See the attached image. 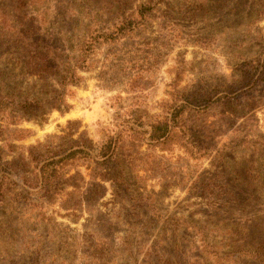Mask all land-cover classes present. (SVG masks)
I'll list each match as a JSON object with an SVG mask.
<instances>
[{"label": "rangeland", "instance_id": "rangeland-1", "mask_svg": "<svg viewBox=\"0 0 264 264\" xmlns=\"http://www.w3.org/2000/svg\"><path fill=\"white\" fill-rule=\"evenodd\" d=\"M8 126L0 264H264V0H0ZM82 133L117 141L126 187L97 160L20 170Z\"/></svg>", "mask_w": 264, "mask_h": 264}, {"label": "trees", "instance_id": "trees-1", "mask_svg": "<svg viewBox=\"0 0 264 264\" xmlns=\"http://www.w3.org/2000/svg\"><path fill=\"white\" fill-rule=\"evenodd\" d=\"M134 25V22L128 21L125 23V26H127V29L129 31L132 30V26ZM71 83H76L75 80L72 78ZM200 98L196 97L193 102L194 105L197 107H205L207 102H203V100H199ZM60 98H53L51 101H57L60 102ZM6 101L4 104L9 103L10 107L14 109V112H21V111H29L33 108H42L44 107V102L38 101V100H29V98L22 99V100H16L14 98H6ZM56 103V102H54ZM57 104V103H56ZM51 105V104H50ZM53 105V104H52ZM185 106H181V109H184ZM203 107V108H204ZM182 111H176L171 116V122H175L176 118L181 114ZM12 115V114H11ZM15 122H12V125H15ZM10 129V127H0V141H6L5 136H3V133ZM170 129V122H161L159 124L152 125V131L150 139L152 141L161 142L164 140L169 133ZM14 134H21L26 131L23 130H13ZM17 140H24L26 139V136H16ZM86 133H82L81 135V141L79 140H71V145L67 144H60L57 145L54 149L57 151H52L49 146V151L47 154L42 153L38 151V148L32 147L31 150H29V154L27 158L22 157L20 159V162L22 164V170H25L29 167V164L26 162V159H30L33 162L37 164L40 172V180L44 182L45 184H53L54 182H58L61 179V174L63 172V165H66L68 160H97L96 164L100 167H111L115 170V176L116 180L120 182V184L123 187H126V181L125 177L123 176L121 172V164L120 161L117 160L118 156V147H117V141L114 140L113 137L108 138L106 141H104L101 145H97L94 147L89 139H85ZM65 138H62L64 140ZM11 146V144H8ZM42 145V144H40ZM24 156V155H23ZM57 157H61L59 159H56ZM1 161V156H0ZM10 165V170L12 171L13 165L7 163L1 164L0 163V172L3 170L2 167H6ZM9 169L7 171H10ZM14 171V170H13ZM38 176V175H37ZM24 178V177H23ZM25 184L28 185L29 181L25 177Z\"/></svg>", "mask_w": 264, "mask_h": 264}]
</instances>
